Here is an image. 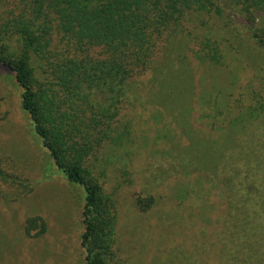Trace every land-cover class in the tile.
Returning a JSON list of instances; mask_svg holds the SVG:
<instances>
[{"label":"rangeland","instance_id":"1","mask_svg":"<svg viewBox=\"0 0 264 264\" xmlns=\"http://www.w3.org/2000/svg\"><path fill=\"white\" fill-rule=\"evenodd\" d=\"M216 1L220 14L193 6L153 41L86 162L115 203L107 264H264V47L247 30L264 38V9ZM0 169V264H85L83 187L56 167L3 66ZM32 217L43 228L27 232Z\"/></svg>","mask_w":264,"mask_h":264},{"label":"trees","instance_id":"2","mask_svg":"<svg viewBox=\"0 0 264 264\" xmlns=\"http://www.w3.org/2000/svg\"><path fill=\"white\" fill-rule=\"evenodd\" d=\"M232 1L240 15L264 9V0ZM192 7L222 11L216 0H0V66L12 72L21 107L56 167L84 190L85 264H107L116 222L115 203L86 162L109 136L102 129L129 97V80L149 65L153 41ZM247 30L264 47L259 30ZM205 47L217 56L208 41ZM96 48L103 56L90 55ZM32 60L44 70L40 79ZM124 134L117 131V143ZM0 177L8 175L0 169ZM27 224V232L43 228L39 217Z\"/></svg>","mask_w":264,"mask_h":264}]
</instances>
